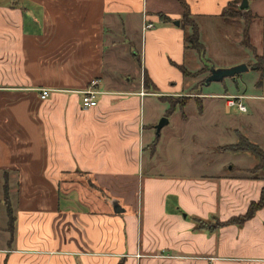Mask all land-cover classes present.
Masks as SVG:
<instances>
[{"label": "crops", "instance_id": "1", "mask_svg": "<svg viewBox=\"0 0 264 264\" xmlns=\"http://www.w3.org/2000/svg\"><path fill=\"white\" fill-rule=\"evenodd\" d=\"M25 1L30 6H0V193L6 185L13 216L10 233L0 200V264H264V207L241 226L197 228L198 221L244 214L263 179L233 173L221 159L206 174H152L158 140L147 155L151 128L142 119L152 96L131 89L132 80L105 78L114 46L108 37L117 33L126 36L121 46L136 50L132 56L158 95L183 93L178 67L186 66L188 51L183 29L173 25L182 17L180 0ZM181 1L196 20L218 21L234 0ZM247 4L254 31L258 23L264 28V0ZM146 24L151 28L142 31ZM136 28L140 51L129 39ZM93 81L98 104L85 110L80 91ZM40 89L50 90L46 100ZM237 95L204 92L192 117L178 109L167 119L178 113L176 127L183 128L199 119L198 141H213L216 125L205 119L231 117ZM217 102L224 114L212 107ZM230 130L264 144L263 135L257 141Z\"/></svg>", "mask_w": 264, "mask_h": 264}, {"label": "rangeland", "instance_id": "2", "mask_svg": "<svg viewBox=\"0 0 264 264\" xmlns=\"http://www.w3.org/2000/svg\"><path fill=\"white\" fill-rule=\"evenodd\" d=\"M7 2L12 3L13 6V3H16L15 5L19 4V6H30L24 0H0V6L4 7V3ZM229 11H232V8ZM133 22L137 27L138 22ZM183 23L187 25L189 23L197 25L200 23L203 32L202 38L207 46V51L204 53V50L199 54L194 51H188V60L186 66L183 67L185 69L186 85L182 94L163 97L158 95L154 86H145L143 84V73H141L137 65L138 60L136 56H132V53L135 54L136 50L131 51L130 44L121 46V43L123 44L124 40H126V36H120L117 33L108 37L109 42L114 46L112 47V53L108 52L110 56L107 58L106 66L110 68L105 69L106 77H104L112 78V80L117 77L122 84L127 79L128 81L132 80V87L129 86L131 89L136 87L135 89H140L144 94L152 96L147 97L142 111L144 124H149V128H151L149 131H145L143 140L147 155L154 151V144L158 140L157 152L151 167L152 174H184L187 176L206 174L209 172V168L218 166L219 159L227 162V167L231 166L230 170L233 173H243L245 171L250 173L253 167L250 169H245V167H248L254 160L245 152H235L234 148L238 139H236L230 129L238 130L245 136H250V138L257 141L259 140L258 134L264 136V98H262L264 97V77L260 78L258 72L251 70L253 66H259L260 69L264 66L261 53V50H264V28H261L258 23V29L254 31V23H257V21L252 20L253 30L251 29V36L243 38L242 33L246 25L242 21L241 16L218 21L196 20L194 17H190ZM190 30L191 27L187 26V31ZM142 31H144V26ZM139 33L141 32L136 28L133 32V37L129 35V39L133 41L132 45L138 51L144 47V40L141 41L142 37ZM0 64H2V59H0ZM239 64H245L248 67V71L237 75L235 80L225 78L220 82H212L208 86H204V80L209 76L211 67L216 69L230 68ZM204 92L215 95L243 94L247 97L243 101L247 112L239 113L237 109H233L231 112L232 116L227 119L218 113L212 116L214 117L213 119L210 117L206 118L207 124H215L216 127L212 133L213 138L208 139V141H213H204L203 144L197 139L199 132L195 127L200 123V120H190L191 124L189 123L184 128L176 127L178 124V113L173 115L171 120L168 121L169 123L161 129L158 139L154 137L155 126L161 118L167 117V113L181 109L186 110L188 115H190L196 108H201ZM212 107L220 111V114H224L223 107L218 102ZM189 117L192 116L190 115ZM147 136L153 137L149 144ZM217 145L221 146L213 148ZM260 148L264 151V144ZM198 155L203 157L196 158ZM210 157H218V161H214L212 164L207 163V161L211 160L208 159ZM224 170L226 171L227 169ZM0 197V200H3L4 197L1 196V193ZM4 209L6 210V207ZM1 210L0 215L3 212ZM217 223L219 222L214 220L205 222L208 226L210 224L217 225ZM0 227L3 228L4 225H0Z\"/></svg>", "mask_w": 264, "mask_h": 264}, {"label": "trees", "instance_id": "3", "mask_svg": "<svg viewBox=\"0 0 264 264\" xmlns=\"http://www.w3.org/2000/svg\"><path fill=\"white\" fill-rule=\"evenodd\" d=\"M180 4L182 5L183 8V13L182 17L179 20V27L183 29L184 34H183V42H184V47L186 51H194L197 54L202 53L204 51V47L202 43L200 42V31L198 28L197 24L189 23L188 25L183 23V21H187L192 17V15L189 13L187 6L180 0ZM241 4V0H234L233 2L228 4V7L224 10L222 13L221 17L222 19L228 20L231 17H239L241 16L242 21L245 23L246 27L244 29V32L242 33L243 38H248L251 36V21L252 17L249 14L248 8L241 10L239 8ZM232 8V11H229ZM159 20L164 23V24H170L172 21L162 15H159ZM187 26L191 27L190 31H187ZM264 60V59H263ZM264 64V61H262ZM184 76L185 75V69L183 66L178 67ZM253 71H256L260 74V78L264 77V66L262 69H260L259 66H253L251 69ZM236 78V76H235ZM143 84L145 86H151L153 87V84L151 83L150 79L148 78V75L146 74L145 71H143ZM169 114V113H167ZM238 141L236 143V147L234 148L235 152H245L249 154L251 157H253L256 160V164L253 166L251 169L252 172H250V176L253 179H263L264 181V151L255 143L250 142L246 137L238 133ZM233 151V150H232ZM259 173V174H258ZM3 202L6 207V214L8 217V231L11 233L12 230V223H13V216H12V209L8 201V195H7V187L6 185L4 186V196H3ZM264 207V184L260 190L259 197L257 201H252L250 202L249 206L247 207V210L245 211L244 214L234 216L229 218L228 220L224 222L217 221V225H212L210 224L209 226L205 224L203 221H198L197 222V228L200 230H215L217 228L223 227V226H228V225H236V226H241L243 225L246 221L252 219L256 212L259 211Z\"/></svg>", "mask_w": 264, "mask_h": 264}, {"label": "water", "instance_id": "4", "mask_svg": "<svg viewBox=\"0 0 264 264\" xmlns=\"http://www.w3.org/2000/svg\"><path fill=\"white\" fill-rule=\"evenodd\" d=\"M239 8L241 10L243 9H247L248 8V4H247V0H241V4L239 6ZM173 25H175L176 27L179 26V21H173ZM248 71V67L245 64H239L230 68H214L211 67L209 69V76L204 80V86H208L210 83L212 82H220L225 78H231L233 80H235V76L239 75L240 73L246 72ZM168 124V119L167 117H163L161 118V120L159 121V123L155 126V135L158 138L161 129L166 126ZM114 206V211L115 212H120L121 209L118 206V204L116 203V201H112L111 202Z\"/></svg>", "mask_w": 264, "mask_h": 264}, {"label": "built area", "instance_id": "5", "mask_svg": "<svg viewBox=\"0 0 264 264\" xmlns=\"http://www.w3.org/2000/svg\"><path fill=\"white\" fill-rule=\"evenodd\" d=\"M151 28L150 24L144 25V30ZM96 86V82L93 81L89 87L83 91H80L81 95V106L83 109L88 110L95 108L98 104V101L96 100V96L98 95L97 90L94 88ZM38 95L40 100H46L50 95L49 89H40L38 91ZM140 95H144L143 93H140ZM243 95H237L234 96V105L236 106V109L240 113H246L247 109L245 105L243 104Z\"/></svg>", "mask_w": 264, "mask_h": 264}]
</instances>
